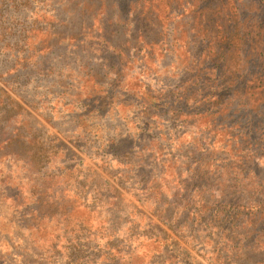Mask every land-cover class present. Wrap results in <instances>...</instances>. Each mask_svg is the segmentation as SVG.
Returning <instances> with one entry per match:
<instances>
[{
    "label": "rangeland",
    "instance_id": "obj_1",
    "mask_svg": "<svg viewBox=\"0 0 264 264\" xmlns=\"http://www.w3.org/2000/svg\"><path fill=\"white\" fill-rule=\"evenodd\" d=\"M114 1L118 7L107 8L104 15V20L115 23L104 27L117 31L114 42L120 43L124 37L135 44L138 35L144 37L136 43L137 51L133 45L128 48V54L135 57L133 65L124 66L125 59L110 51L99 55L81 51L87 42L85 28L99 15L95 12L103 0H0V97L10 96L18 103L21 115L31 121L36 137L48 148L38 170L21 163L9 168L0 164V264H264L263 222L251 227L242 221L243 230L225 231L217 223L205 227L194 216L187 219L185 213H174L185 200L199 202L200 190L208 195L223 190L226 197L246 198L240 187H264V103L254 105L247 91L243 98L249 103L237 106L234 116L221 104L216 121L231 128L238 124L239 130H215L211 127L214 119L197 114L208 107L201 105L203 109L196 111L198 104L186 103L184 97L190 94L184 92L192 79L203 80L206 74V66L196 55L203 48L202 38L194 36L200 32V22L189 31L195 7L186 6L183 0H169L168 7L159 0H141L134 8L131 4L138 0ZM241 2L245 13L258 6V0ZM147 12L157 22L144 21L141 16ZM127 17L131 28L125 36L119 18ZM50 22L72 28L74 33L80 28V49H70L71 40L66 39L57 48L44 49L43 45V56L35 52L33 48L38 50L47 40L39 32L44 30L45 35ZM143 40L155 46H145ZM104 58L110 63L100 67V83L103 73L110 78L112 73L122 74L120 87L127 95L139 96L148 89L155 102L153 114L147 109L150 131L142 126L129 139L118 137L123 142L115 149L105 147L100 142L105 139L99 135L79 131L69 114L72 101L78 98L68 86L76 80V66L88 61L89 65L102 64ZM260 59L245 70L248 76H264V53ZM111 63L116 68L109 67ZM86 91H91L88 83L82 92ZM177 94H182L178 104L174 102ZM98 105L103 107L101 101ZM127 116L131 124L122 123L130 128L143 125L134 113ZM13 122L9 126L0 122V138L10 134ZM141 131L160 138L163 148L132 154V145L143 144ZM233 134H238L234 140ZM201 141L209 146L211 158L203 149L192 152ZM236 158L241 165L247 162L237 182L239 189L227 179L229 172L237 174L233 171L240 167ZM197 163L198 169L205 164L219 179L208 183L196 179L197 184H191L189 178ZM242 234L248 238L235 250L233 241Z\"/></svg>",
    "mask_w": 264,
    "mask_h": 264
},
{
    "label": "trees",
    "instance_id": "obj_2",
    "mask_svg": "<svg viewBox=\"0 0 264 264\" xmlns=\"http://www.w3.org/2000/svg\"><path fill=\"white\" fill-rule=\"evenodd\" d=\"M142 1L138 0L136 5L131 4L132 8L140 3L142 4ZM159 1L161 3L164 2L167 7L169 6V0ZM183 1L186 6L193 5L195 7L189 20L191 24L189 31L193 32V25L200 22L197 25L200 26V32L196 33L194 36L202 38L200 45H203V48H201L196 55H198L199 58L197 61H203V65L206 66L203 68L206 72L203 80L201 78L197 79L198 77L196 76L195 79L197 80L192 79V85L184 92L188 94V91H190L189 95L184 96L186 103L198 104V106H196V111L203 109L201 105L207 106L208 109L203 114L199 112L197 114L214 119V121L211 122V127L215 130L216 127L217 129H223L228 132L232 129L239 130V128L236 127L238 124H234L232 128L230 125L226 124L221 126L220 121H216V118L220 116L219 106L221 104H224L228 115L232 114V116H234L237 106L240 107L241 103H243V105L249 103L248 99L245 100L246 103H244L243 98L247 95V91L250 92L254 105L259 106L264 103V76L254 74L248 76L247 71H245L249 69V66L257 64L264 53V0H258V6L255 5L254 8L249 9H252L251 12H254L253 15H251L248 8L245 13V5L241 0ZM173 2L174 1L170 0V3ZM28 4L27 2V6ZM113 6L114 8L118 7L116 1L103 0L99 7H97L95 14H99L100 16L97 15L93 17L89 27L85 28L84 34L87 39L84 40L87 42L84 44L80 43L78 39L81 37L77 35L81 31L80 28L79 31L74 33L72 28L68 30L62 26V24H53L50 22L51 24L45 35H43L44 30L39 32L42 39L46 38L47 40L43 42L38 50L34 48L33 50L35 52L40 51V55L43 56V45L46 46L44 49L52 47L50 45L57 48L59 45H62L63 40L70 39V49H80L83 44L85 48L83 50L81 49L83 53L99 55L110 51L113 52V54L117 53L122 59H125L124 66H127L128 63H130L129 65H133L135 57L128 54V48L133 45L135 51H137L138 47L136 43L144 37L138 35L136 40H134L135 44H131L130 41L124 40V37L122 38V42H114L117 31L112 28H109V31L104 29L107 23L115 26V23L111 19H106L108 21L104 22L106 21L104 20V15L106 14L107 8H112ZM205 12L206 14L203 16ZM141 17L149 24L152 20L157 22L156 17L149 12ZM119 21H123L122 25H124L123 28L126 31V36L128 32H130L129 28H131L128 22L130 21V17L119 18ZM142 32L143 30H140L139 34H142ZM34 33L38 34L37 30H35ZM49 36L53 38L48 39ZM168 36V31L164 29V38ZM143 41L145 46H155V44H152L149 40ZM110 56L112 62L116 64L114 57H112V53H110ZM28 58L29 55L25 60L27 61ZM119 62L120 61H117V63ZM89 63L90 61L76 66L77 70L73 71L75 72L74 75L76 76V80L71 82V85L68 84V86L74 88L75 94L78 96L77 99L72 101L71 108L73 109L72 112L69 113L72 118L74 117L73 123L76 125V128L79 131L83 130L84 133L99 135L105 139L100 141L105 143V147L114 149L120 145V142H123L118 141V137L126 136L129 139L128 136L134 133L137 135L138 128L142 126H147L146 131L149 132L150 124H147V122L150 117H148V110L151 111L155 103L152 102L154 97L150 94L149 90L146 89L145 94H140L139 96L127 95L120 87L122 84V74L117 76L115 73H112L110 74L112 75L110 78L109 74L103 73L101 75V81L103 82L100 83V67H106L110 62L104 58L102 64L96 65L93 63V65H89ZM113 63H111L109 67H115ZM79 74L80 77L78 76ZM246 77L250 78L246 80ZM106 80H109V83H106ZM86 83L90 85L91 91H86L85 94L82 91ZM103 85H107V87L102 88ZM248 86H251L249 90ZM201 88L207 89L208 91L204 92ZM255 90L257 91L255 92ZM97 95H103L102 99L99 98L103 103V107L98 105L100 101L96 98L98 97ZM181 97L182 94L174 95V102L178 104ZM78 99L79 101H77ZM114 105L117 107L114 108ZM157 108L159 110H164V107L160 105H157ZM101 109L105 112L101 113ZM129 113H134V118L141 121L143 125L133 124L131 126L132 128H130L127 122L123 124V121H129V119L127 120V114ZM151 113L153 114V110ZM189 116L190 114L187 117ZM26 118L25 115H21L20 106L15 100L10 98V96L5 98L0 97V122L4 123L5 121V125L9 126L12 124V121H14L10 134L0 138V164L1 162L5 163L6 167L9 168L15 164L21 163L28 169L38 170L47 157L48 148L42 140L36 137L33 131V124ZM103 119L107 120L100 124L96 123ZM217 123H219V126ZM129 124H131V121H129ZM249 131L248 133H251ZM106 132L108 135H105ZM141 133H143V131H141L140 134ZM238 134L240 135V133ZM238 134H233L231 139L234 140ZM140 136V140L143 144H139L138 146L132 145V147L129 148V150L132 149V154H142L151 147L157 150L159 149L158 151L163 148L160 144V138L154 139L151 137L150 133H147V136L144 134ZM210 143H212V140ZM242 146H244V144H242ZM136 148L137 150H135ZM198 148L199 150L203 149L204 154L211 158L209 154L210 150H208L209 146H206V143L202 141L199 142L196 148L194 147L192 149V152L195 154ZM236 160L240 167L234 168L233 171H237V174L235 175L229 172L227 174V179L235 182L237 184L235 189H239L240 185L237 182L240 179L239 177L243 176L244 169L242 168L247 165V162L245 163L242 161L241 165L240 160L237 158ZM149 179L150 178H148V184ZM196 179L198 182L204 180L208 183L219 179V177L218 173L208 171V169L205 168V164H200V168L198 169L197 163L196 169L189 178V181L191 184H197ZM183 184L186 186V182ZM240 189L242 191L241 194L244 192L247 195L246 198L234 196L226 197V193L223 190H220L218 194L217 190H212L210 195H208L206 191L200 190L198 192L199 202L194 199L197 203H188L185 200L176 208L174 213L181 212L182 215L185 213V218L187 219H189V216H194L196 217L195 220L203 222L205 227L217 223L218 226L225 231L238 232L243 230V226L240 225L242 221L251 224V227L253 224L258 225L260 222L264 223V187L260 188L258 185L252 190L241 187ZM172 205H174V203ZM236 236L232 245L235 250H239L246 242L248 236L243 234ZM19 257L24 259L23 256ZM0 262L3 263V260H0Z\"/></svg>",
    "mask_w": 264,
    "mask_h": 264
}]
</instances>
